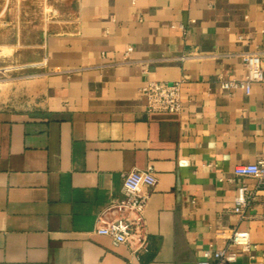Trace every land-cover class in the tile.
Here are the masks:
<instances>
[{"label": "crops", "instance_id": "1", "mask_svg": "<svg viewBox=\"0 0 264 264\" xmlns=\"http://www.w3.org/2000/svg\"><path fill=\"white\" fill-rule=\"evenodd\" d=\"M61 2L44 0L30 104L0 109V264H197L234 228L255 247L227 264H264V187L232 211L236 187L256 183L233 167L264 156V82L248 94L217 82L243 77L240 52L264 65V0ZM147 80H181L180 110L148 111ZM146 166L156 181L133 251L95 229Z\"/></svg>", "mask_w": 264, "mask_h": 264}, {"label": "built area", "instance_id": "2", "mask_svg": "<svg viewBox=\"0 0 264 264\" xmlns=\"http://www.w3.org/2000/svg\"><path fill=\"white\" fill-rule=\"evenodd\" d=\"M178 27L182 28L181 25ZM238 56L245 68L243 77H224L220 74L217 77L218 86L224 91L240 90L248 94L252 84L264 82L262 56L256 51L240 52ZM187 57L189 56H182L181 59ZM180 86L181 80L169 82L147 80L139 88L138 93L145 98L148 111L178 112L181 108ZM233 173L236 176L254 178L256 182L252 189L245 184L236 187L232 211L242 216L257 190L264 187V156L258 157L253 163L235 165ZM155 181L151 166L127 172L122 180L121 198L111 200L106 208L116 215L110 220L101 219L95 232L110 237L115 244H127L133 251L142 248L145 243V238L141 234L143 212L148 199L147 192L142 188L153 186ZM254 247L247 231L234 228L230 231L224 247L203 250L197 264H227L236 259V249L248 252Z\"/></svg>", "mask_w": 264, "mask_h": 264}, {"label": "rangeland", "instance_id": "3", "mask_svg": "<svg viewBox=\"0 0 264 264\" xmlns=\"http://www.w3.org/2000/svg\"><path fill=\"white\" fill-rule=\"evenodd\" d=\"M5 0H1L2 5ZM18 2V1H17ZM21 1L19 8L6 2L0 9V109H15L30 104L36 82L41 78L40 54L45 19L52 9L44 0ZM56 7L61 0H47ZM55 16V15H54Z\"/></svg>", "mask_w": 264, "mask_h": 264}]
</instances>
